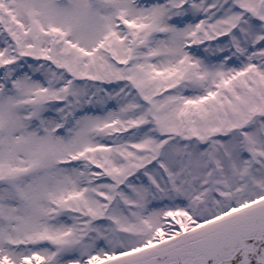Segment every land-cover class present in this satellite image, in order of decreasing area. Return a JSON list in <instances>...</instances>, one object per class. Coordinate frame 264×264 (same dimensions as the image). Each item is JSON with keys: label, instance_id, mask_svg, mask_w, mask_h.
I'll return each mask as SVG.
<instances>
[{"label": "snow or ice", "instance_id": "obj_1", "mask_svg": "<svg viewBox=\"0 0 264 264\" xmlns=\"http://www.w3.org/2000/svg\"><path fill=\"white\" fill-rule=\"evenodd\" d=\"M0 264H264V0H0Z\"/></svg>", "mask_w": 264, "mask_h": 264}]
</instances>
